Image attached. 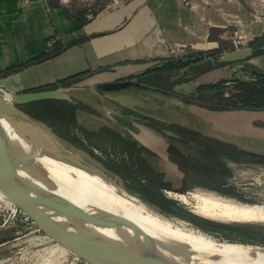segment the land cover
I'll return each mask as SVG.
<instances>
[{"label":"crops","instance_id":"crops-1","mask_svg":"<svg viewBox=\"0 0 264 264\" xmlns=\"http://www.w3.org/2000/svg\"><path fill=\"white\" fill-rule=\"evenodd\" d=\"M184 1L188 0H120L91 11L75 9L67 0H0V88L19 93L50 85L90 87L131 78L141 80L139 77L143 74L152 72L155 75V69L170 62V50L175 46H215L220 30L227 27L250 33L264 28V22L250 18L241 0H189L190 7L184 6ZM263 44L264 36L249 43L256 51L245 61L211 66L206 70L210 74L200 84L226 81L230 86L229 80H235L233 74L239 68L249 69L252 75L246 80L256 81L253 73L264 75ZM226 66H230L227 71L221 70ZM156 74L164 77L170 72ZM194 74L195 78L199 75ZM68 78L73 79L59 83ZM150 95L152 93L144 91L78 95L88 105L82 110L74 107V118L87 134L95 135L104 130L115 132V137H122L124 144L138 149L144 156L143 161L139 158L133 163L137 170H153L152 164L156 162L166 168L164 174L168 173V177H180L182 183L188 181L186 179L197 172L195 157L190 156L191 152L186 153L192 162L183 164L181 169L170 159L167 149L172 143L170 137L149 125L150 120L170 121L155 118L144 108L150 105L171 108L142 97ZM165 97L160 96L163 101L170 102ZM188 104L191 103L185 101V105ZM135 105H141L143 110ZM192 105L202 114L217 113L223 125L230 124V116L225 117V114H249L246 123L249 136L244 138L246 141L242 145L234 141V136L230 137V132L226 133V138L212 139L220 153L214 154L208 162L218 167L213 172H201L199 178H210L215 183L210 189L218 192L222 188L219 163L225 161L229 165L230 157L225 152L230 154V145L252 157L264 154L263 143L258 149L251 145L256 135L259 141L264 140V109L215 110ZM182 109L184 112L176 111L192 116L187 108ZM232 119L234 123L236 118ZM178 174L181 176H176Z\"/></svg>","mask_w":264,"mask_h":264},{"label":"rangeland","instance_id":"rangeland-1","mask_svg":"<svg viewBox=\"0 0 264 264\" xmlns=\"http://www.w3.org/2000/svg\"><path fill=\"white\" fill-rule=\"evenodd\" d=\"M67 1L75 9H90L92 11L100 9L108 3H115L120 0ZM241 1L252 20L260 21L259 18L264 19V3L262 0ZM183 3L184 6H191L189 0ZM263 36L264 28L262 27L259 31H252L251 33L237 27H227L220 30L215 46L203 48L192 45L180 46L178 48L175 46L170 50L168 59L173 62H186L185 66H188L209 56H215L222 52L249 45V43L257 41ZM229 67H223L221 70L227 71ZM210 68L212 67L208 64L194 69L193 72L199 75L197 78L188 80L184 76L176 78L179 69L170 71V74L164 77L157 76L156 73L154 75L152 72L143 74L139 79L152 82L153 85L173 94L171 97H165V99L178 104L179 107L187 108L192 112V116L181 114L173 109L153 107L151 105L147 107L148 109L144 108V110H147L146 112L155 118H161L165 121L196 129L195 133L198 134L199 140H202V137L209 139L216 137L226 138V133L230 132V137L234 136V141L238 145H242L249 136V130L246 126L249 114H225V117L230 116V124L227 125L226 123L223 125L221 124L222 121L217 118V113L202 114L199 109L192 105L198 104L204 107V105L194 101L192 98L196 93V87L201 85L200 82L206 80V77L210 74V72L206 71ZM189 72L191 71L187 70L184 75ZM251 75L252 72L249 69L239 68L233 74V77H236L235 80L245 81ZM185 101L191 104L185 105ZM135 106L143 110L141 105ZM23 109L33 111V107L31 106H23ZM232 117L236 118L233 121L234 123L231 121L233 120ZM69 121L67 125L66 121H62L61 119H49L45 124L51 131L70 141L78 148L77 152H70L72 155H76L95 168L101 169L99 166L101 165L115 175H118L129 193L162 217L174 222L180 221L193 225L204 235L212 239L264 247V223L236 222L230 223L231 225L227 226L220 222H206L196 216L192 218L190 214L193 212L192 208L194 204L189 196V192L198 190L211 191L215 194L245 203H264V154L258 156L262 160L257 159L247 155L235 145H230V148L237 151L230 153L229 165L225 161H220L219 163V171L222 173L220 177L222 188L221 191L217 192V190L197 186L191 182V179H186L190 182L186 181L184 184L181 182L180 177H168V173L164 174L166 168L156 162L152 164L153 170L146 168L145 173L143 170H137V166L135 167L133 163L140 159L143 161L144 155L140 154L138 149L124 144L120 139L122 137H115L117 136L115 132L109 133L106 130L95 135L87 134L82 124H79L76 118L73 117ZM205 123H212V125ZM121 133L124 134V131ZM125 136L128 135L126 134ZM258 136L256 135L254 139H251V145L256 149L260 147L261 143L264 144V140L259 141ZM213 145L217 146L216 143ZM214 163L216 164V161ZM146 174L148 177H146ZM176 176H181V174ZM123 177L127 180H124L125 178ZM125 181H129L130 184ZM164 184H168L167 187ZM179 194L185 195L188 202L180 200L177 196ZM20 202V199L15 196L0 198V264L99 263L100 255H98V250L94 246H90L91 242L89 240L83 236L73 234L74 232L68 228L60 227L65 226V224L57 217L33 216L30 210L16 206ZM14 209H16L15 214ZM48 248L55 250L57 248L62 250L63 248L65 252L57 249L50 256H39V254H42V251ZM106 258L110 260V258L115 257L107 253Z\"/></svg>","mask_w":264,"mask_h":264},{"label":"water","instance_id":"water-1","mask_svg":"<svg viewBox=\"0 0 264 264\" xmlns=\"http://www.w3.org/2000/svg\"><path fill=\"white\" fill-rule=\"evenodd\" d=\"M261 48H264V44ZM255 51L256 47L246 45L209 56L180 68L176 78L184 76L186 79H193L195 78L193 72L186 75L184 72L208 64L216 66L245 61L253 56ZM135 91L152 93L150 96L142 97L156 104L184 112V109L177 104L160 98V96L171 97L173 94L136 78L99 83L90 87L69 85L19 93H11L0 88V107L12 117L16 124L20 117H24L45 126L49 130L53 143L59 149L71 154L70 152L78 151L74 144L51 131L44 122L25 112L22 106L44 100H56L82 110V107L88 104L78 95L101 96V94ZM130 117L135 118L132 115ZM17 130L22 138L31 142V146L13 144L8 141L6 134L0 132V181L20 199L21 202L16 204L17 206L30 210L35 217L56 216L65 224L60 227L68 228L74 232L73 234L89 240L90 246H94L100 255L98 264H210L204 255L182 244L163 230L142 224L134 217L133 206L128 204L131 208H127L123 201L87 183L66 167H60L63 166L61 162L63 160L58 154L39 146L22 128ZM161 132L168 137H178L167 129H162ZM79 160L93 167L80 158ZM41 166L53 173L52 180L43 179L46 177L45 173L41 170V172L37 171V168ZM104 169L107 174L122 182L118 175ZM190 215L192 218L196 216L206 222H219L194 212ZM105 252L116 259H107Z\"/></svg>","mask_w":264,"mask_h":264},{"label":"bare ground","instance_id":"bare-ground-1","mask_svg":"<svg viewBox=\"0 0 264 264\" xmlns=\"http://www.w3.org/2000/svg\"><path fill=\"white\" fill-rule=\"evenodd\" d=\"M18 128H22L39 146L48 148L58 154L63 160L61 161L63 166L60 167H66L87 183L93 184L105 193L123 201L126 203L127 208L130 207L129 205L133 206V215L138 221L144 225L163 230L182 244L204 255L210 264H264V247L212 239L204 235L193 225L180 221L174 222L162 217L148 205L129 193L119 179H115V177L107 174L103 166L99 165L102 170L94 166L89 167L82 163L76 155L59 149L53 143L49 130L45 126L31 122L24 117H20L16 124L13 122L12 117L0 107V132L6 134L8 141L13 144L31 146V142L20 136L17 130ZM40 170L46 175L43 179L52 180L53 173L49 169L41 166L37 168L38 172H41ZM189 194L194 204L192 208L193 212L202 217L224 223H264V203H245L230 197L215 194L211 191L198 190L189 192ZM10 196L15 195L0 181V198ZM177 196L183 202H188L185 195L179 194ZM59 248L57 249L61 250ZM56 250L48 248L42 251V254H39V256H50ZM114 259L116 258H110V260Z\"/></svg>","mask_w":264,"mask_h":264},{"label":"trees","instance_id":"trees-1","mask_svg":"<svg viewBox=\"0 0 264 264\" xmlns=\"http://www.w3.org/2000/svg\"><path fill=\"white\" fill-rule=\"evenodd\" d=\"M186 65V62H173L170 61L161 68L154 70L156 73L170 72L174 69H180ZM257 79L256 81L248 80H232V85H226V81H217L214 83L201 84L197 86L196 93L193 100L204 105V107L215 110L226 109H249L259 110L264 109V75L261 73H253ZM73 78H68L59 82L65 84ZM56 85L42 87L41 89L55 88ZM24 106L33 107V111L22 109L33 116L34 118L47 123L49 119H61L66 121L67 125L69 120L74 117V106L56 100H44L26 104ZM230 153H235L237 150L230 148ZM254 158L261 159L258 156Z\"/></svg>","mask_w":264,"mask_h":264},{"label":"flooded vegetation","instance_id":"flooded-vegetation-1","mask_svg":"<svg viewBox=\"0 0 264 264\" xmlns=\"http://www.w3.org/2000/svg\"><path fill=\"white\" fill-rule=\"evenodd\" d=\"M140 81L144 82V80ZM149 125L158 131L167 129L177 134V138L170 137L172 143L168 144L167 149L170 159L172 158L173 162L181 169L183 168V164L192 162V159H189L187 157L188 155L186 156V153L188 154L191 152L190 154L192 155L190 156L194 155V160L196 162L194 165L197 168L196 174H192L193 176L190 177L191 182L193 184H196L197 186L209 189L214 187L215 183L210 180V178L203 179L199 178V176H201V172L208 173L213 172L217 169V167L211 164V162H208L212 161L214 154L220 153L219 150L213 145L216 142L207 137H202V140H199V136H197L198 134L195 133L196 130L182 124L150 120ZM225 153H228L227 155L230 157L228 151ZM203 160L204 162H202ZM183 183L185 184L186 181H184Z\"/></svg>","mask_w":264,"mask_h":264},{"label":"built area","instance_id":"built-area-1","mask_svg":"<svg viewBox=\"0 0 264 264\" xmlns=\"http://www.w3.org/2000/svg\"><path fill=\"white\" fill-rule=\"evenodd\" d=\"M262 2L264 3V0H262ZM259 20L262 21V22H264V19H260V18H259ZM16 206H17V205H16ZM16 206H15V207H16ZM15 211H16V209H14V214H15Z\"/></svg>","mask_w":264,"mask_h":264}]
</instances>
